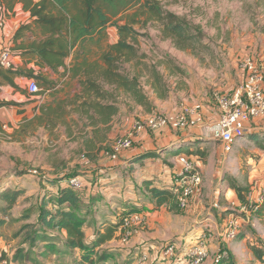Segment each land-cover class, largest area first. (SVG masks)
I'll return each mask as SVG.
<instances>
[{"label": "rangeland", "instance_id": "obj_1", "mask_svg": "<svg viewBox=\"0 0 264 264\" xmlns=\"http://www.w3.org/2000/svg\"><path fill=\"white\" fill-rule=\"evenodd\" d=\"M170 1L166 2V8L178 15L185 16L187 22L192 25L197 37L194 39L193 46L188 49L177 48L171 39L162 36L157 21H149L144 24L145 16H143L140 22L133 25L138 32L136 46L139 55H142L141 64L138 59H133L125 63L124 67L131 74H139L140 81L143 83L147 77L145 76L147 74L146 64L157 65L158 70L164 74L170 89V96L167 99H158L151 87L145 85V90L155 104L153 113L188 116L189 109L199 106L202 115L199 122L203 123L205 122L203 109L210 107L214 108L210 122H214L219 119L217 94L231 93L245 81L246 73L240 66L242 60L248 57L254 59L264 74V0H189L186 2L179 0L177 3ZM125 22L126 20L121 21V23ZM119 39L118 29L112 26V44ZM90 47L92 52L98 53L97 49L101 51V46L98 44L91 43ZM125 106L128 111H131L133 105L123 100L121 103L123 111H125ZM141 116L143 115L135 117L134 126L138 121H146V118ZM214 116L217 118L214 119ZM199 122L194 126L201 124ZM259 123L262 125L264 121ZM117 124L116 129L112 130V139L103 145L106 148L104 158L112 161L121 160L125 152L133 147L137 137V134L134 133V126L125 134L121 126L122 123L117 122ZM167 128L174 131L188 127L174 128L170 126ZM130 134L135 135L132 145L129 148L116 151L115 141L119 137ZM255 134L253 135L252 132V135H248L246 132L241 140L236 137L234 149L228 153L224 148V142L215 137V132L212 131L211 135L214 139H212V149L209 151V153L212 152V157H210V166L206 169V173L201 170L202 168L198 166L197 162L193 161L195 169L201 176V183L196 187V193L191 194L187 206L181 205L179 198L175 209H172V204L166 205V214L158 215V219L155 221L148 219L151 214L146 215L150 211L145 208L142 198L134 204L129 200V197L125 196L127 190L125 180L126 176H130L129 172L121 171L119 177L112 178L110 170L112 166L98 164L97 160L81 154L76 155L77 162L73 165L65 160L62 164H56L50 171L46 165L31 164L30 161L38 159L39 153H41V149H37L38 144L32 142H30V146H26L28 150L24 154L17 155L9 149L5 155H1L0 161L4 165L1 166L4 170L14 167L24 168L29 174L39 178L52 177V174L63 175L68 170L73 171L74 169L82 171L79 178L87 185L83 189L87 203L82 205V210L83 212L90 211L86 214L87 223L84 226L89 239L95 238L104 223L110 220L117 221L120 217L118 214L123 211V205L129 210L133 208L123 217L113 239L103 245V250L108 249L111 253V258L106 264H210L211 260L212 264H220L217 262V258L221 255L224 256L222 264H264V261H259L256 257L252 249L253 245L250 244L252 243L264 251V201L256 207L254 205L255 198L252 196V189L256 185L255 180L262 181L263 179L260 174V164L264 165V160L261 162L262 158L264 159V153L257 151L256 147L260 143V147L264 150V130L256 136ZM51 146L55 147L56 145ZM115 153L116 156H113ZM207 154L206 152L205 157ZM71 157L72 155H70ZM197 160H199L198 157ZM95 164L97 165L95 166ZM119 166L122 170L125 164L120 163ZM121 176V182L117 184V187L121 185V190H124L118 200H113L112 191L116 190L113 183L119 181ZM221 182H224L225 185L235 183L245 189L248 188L245 192L246 201H242L236 191L232 196L230 195V198L228 196L226 198V194L222 192L221 196L217 195L220 194L218 186L221 185ZM14 183H17V180H14ZM209 184H213L211 190ZM138 190H136V194H138ZM142 192L138 195L142 196ZM92 197L95 198L93 202H91ZM217 197L220 200H216ZM196 198L202 200L200 208L203 210L200 212L198 208L195 216H206V212L215 214L218 217V225L214 232L204 233L203 240H197L196 243L191 244V250L186 252L188 245L186 243L184 246L180 245L177 242V235L184 234L191 223L187 212L191 209L192 200ZM222 201L231 202L226 206L220 204ZM34 202L25 201L24 204L23 202L18 204L14 208L12 217L5 218L8 224L0 228V237L2 238L0 256L2 252L6 251L9 257H13L14 250L16 251L15 247L20 246L30 252L32 257L42 261V264H73L71 257L73 253L63 243H57L58 250L50 253L47 258V254L46 256L40 254L45 249L43 246L35 248L32 244L26 243L25 235L20 234L22 228L27 223H32L37 215V211L33 207ZM30 213L31 216L28 218L27 215ZM233 222L238 224L239 229L236 242L240 241V235L242 237L248 235V246L237 244L235 250L229 251L223 245L228 242L225 236ZM148 226L149 228H146ZM217 232L219 233L217 234ZM53 233L58 235L57 231ZM54 239L56 240V238ZM212 239L215 241L219 239L222 242L218 248L215 246L217 248L215 251L210 249ZM148 243H151L152 246L149 247ZM201 243V247L204 246L202 248L205 251V256L198 262L193 258L192 252ZM168 247L171 249L169 252L167 251ZM73 252L76 257H80L81 250L77 249ZM12 264L24 263L12 262ZM27 264H32V262H27Z\"/></svg>", "mask_w": 264, "mask_h": 264}, {"label": "crops", "instance_id": "obj_2", "mask_svg": "<svg viewBox=\"0 0 264 264\" xmlns=\"http://www.w3.org/2000/svg\"><path fill=\"white\" fill-rule=\"evenodd\" d=\"M34 21L35 17L32 16L31 11L25 9L21 2L17 3L13 9L3 7L2 13H0V55L4 49L11 50L13 60V67L11 68L0 66V160L1 155H5L9 149L17 155L24 154L28 150L26 146H30L29 144L32 142L38 144L37 149H41V153H39L38 159L30 161L31 164L46 165V168L52 171L56 164H62L63 161L68 160V163L73 165L77 162L76 155L91 152L95 156V160L99 162L98 164L112 166L110 169L112 178L119 177L121 171L129 172L130 176H126L125 180L127 189L125 196L129 197V200L134 204L142 198L145 208L150 211L146 215L151 214L148 219L155 221L158 219V215L166 214V205L160 209H153L154 200L147 191L145 183L151 181L150 187L160 189H173L179 185V175L184 168L179 157L185 154L192 161L197 162L198 166L202 168L200 169L206 173V169L210 166V157H212V152L209 153L212 149V139H214L211 132L217 129L219 121L214 116L216 120L210 122L214 108L203 109L205 122L197 126H188L187 129L174 131L170 128L162 130L145 129L137 134L133 147L125 152L121 160L112 161L104 158L105 156L99 151V148L109 139H112V130L116 129L117 122L122 123L123 132L127 134L133 128L136 116L141 114L143 115L142 118H146L154 111L149 113L142 106L132 104L131 111H128L125 106V111L120 109L119 114L106 125L99 122V116L94 113L93 109L88 110L85 103L86 101L100 100V98H96L95 94L87 89L88 76L83 71L78 72L77 67H80L85 61L88 63L98 61L100 65H104L101 59V51L97 49L98 53L92 52L79 56L77 46L66 59L64 66L53 68L41 64L38 55L30 47L34 41L41 38L38 26L34 24ZM30 24H32L31 30L27 28L22 30V26ZM106 34L104 44H112V25L106 28ZM98 38L99 36L96 35L95 40L97 41ZM32 80L36 81L41 89L37 94L31 93L28 88L29 82ZM106 88L112 89L110 84H106ZM261 121H264V118H252L248 121L246 124L247 134L252 135L253 132L254 135V133L258 134L264 130V123L262 125L259 123ZM108 127H110V131L104 133V137L103 132ZM53 144L56 146L52 147ZM256 149L260 153H264L260 146H257ZM198 150L208 154L201 160ZM149 153H155L156 156L145 157ZM70 155H72L71 158ZM263 160L262 158L261 162ZM120 163L125 164L122 170L119 166ZM1 166L4 165L0 161V192L8 188L13 190L25 189L24 194L19 197L17 205L22 202L24 204L25 201L30 203L35 201L34 207L40 198L45 195L49 197L53 191L58 189V184L44 182L39 177L29 174L24 168L14 167L10 170L8 168L4 170ZM260 166V174L264 179V165L260 164ZM54 176L62 175L52 174L49 179H54ZM121 179L122 176L119 181L113 183L116 186V190L112 191L113 200H118L119 195L123 193L124 189L121 190V185L117 187ZM263 179L262 181H264ZM14 180H17V183H14ZM258 182L260 180H255L256 185L252 189V196L255 199L260 194ZM60 184L67 185L68 181L62 180ZM209 185L211 190L213 184ZM218 188H220V190L218 189L220 194H216L221 196L222 193H225L226 198L227 196L230 198V195L232 196L235 192L231 184L225 185L224 182H221ZM137 189H139L138 194L144 190L142 196L136 194ZM218 199L217 197L216 200ZM201 202L202 200L197 198L192 200L191 211L187 212L191 223L184 234L177 235V242L180 245L184 246V243L188 245L186 252L191 250V244L196 243L197 240H203L204 233L214 232L216 225H218V217L215 214L206 212V216H195L198 208L200 212L203 210L200 208ZM229 202L222 201L220 204L227 206ZM14 210L9 216L12 217ZM34 210L37 211V215L33 223H36L39 211L35 208ZM6 224L8 221L0 228ZM247 238H249L248 235L244 237L240 235V241H228L223 246L229 251H233L237 244L248 246ZM1 239L0 237V241ZM221 243L219 239L216 241L212 239L210 249L215 251L221 246ZM148 246L151 247L152 244L148 243ZM210 264H212V260Z\"/></svg>", "mask_w": 264, "mask_h": 264}, {"label": "trees", "instance_id": "obj_3", "mask_svg": "<svg viewBox=\"0 0 264 264\" xmlns=\"http://www.w3.org/2000/svg\"><path fill=\"white\" fill-rule=\"evenodd\" d=\"M178 1L171 0L170 2L177 3ZM19 2L23 3L24 8L30 10L32 16L35 17L34 24L38 26L41 38L34 41L30 47L38 55L41 64L53 68L64 66L66 59L77 46L78 55L81 56L92 53L91 43L101 45V59L104 65H100L98 61L94 63L85 61L77 67V71H83L88 76L87 89L93 92L96 98H100V100L91 102L86 101L85 105L88 106V110L93 109L94 113L99 116L98 121L105 125L119 114L123 100L142 106L149 113L154 111V101L145 90V85L150 86L160 100L170 96L169 85L157 65H145L147 73L145 83L140 81L139 74H131L124 67L125 63L133 59H138L141 64L142 55H139L136 46L138 32L133 26L140 22L141 17L145 16L144 24L157 21L162 36L171 39L179 49L192 47L194 39H197L186 17L166 8L168 0H0V13L3 7L13 9ZM122 20L126 22L121 23ZM111 25L118 29L120 39L116 43L105 45L106 28ZM31 26L32 24L22 26V30L30 29ZM195 28L198 29V27ZM95 34L99 36L97 41ZM106 84H110L112 89H107ZM108 131L110 127L103 132L104 137ZM258 146L261 144L259 143ZM99 151L105 154L106 148L102 146ZM198 152L200 158L203 159L205 152L199 150ZM92 154L87 152L83 156L95 159ZM147 156H156V154L149 153L145 157ZM80 175L82 171L74 169L54 179L41 177L40 180L44 182L58 184V189L53 191L51 196L46 197L45 195L39 199L34 205V208L39 211L37 222L27 223L20 234L25 235L23 238L27 239L26 243L32 244L35 248L43 246L45 249L40 254L42 256L47 254V258L50 253L58 250L56 245L61 241L73 253L71 254L73 264H106L111 258V253L108 249L103 250V245L113 239L123 217L133 208L129 210L123 205V211L118 214L120 217L117 221L110 220L106 223L104 221L95 238L89 239L84 226L87 223L86 214L90 211L83 212L82 210V205L87 203L85 190H83L87 185L83 183L80 189H76L70 184H60L62 180L69 181ZM151 184V181L145 183L147 191L154 200L153 209H160L163 205L170 204H172V209H175L181 194L179 186L173 189H160L150 187ZM231 187L242 201H246L244 192L248 188L245 189L235 183L231 184ZM24 192L25 189L9 188L0 192V226L5 224V216L11 214ZM93 201H95L94 197L91 198V202ZM30 216L31 213L27 215L28 218ZM56 231L58 235L53 233ZM77 249L81 250L80 257H76L73 252ZM252 249L256 257L264 261L263 249L255 245ZM14 252L13 257H9L4 251L0 259H7L9 264L12 262L42 264V261L32 257L30 252L25 251L23 247H16Z\"/></svg>", "mask_w": 264, "mask_h": 264}, {"label": "built area", "instance_id": "obj_4", "mask_svg": "<svg viewBox=\"0 0 264 264\" xmlns=\"http://www.w3.org/2000/svg\"><path fill=\"white\" fill-rule=\"evenodd\" d=\"M1 67H12L13 60L11 50L4 49L0 55ZM241 69L246 73L245 81L241 86L234 89L231 93H218V109L219 121L217 129L214 130L215 137L224 142V148L228 153L234 149L236 137L243 139L246 134V124L252 118H264V74L256 61L250 57L245 58L240 63ZM28 88L31 93L40 92V87L36 81L29 82ZM199 106L189 109L186 115H163L153 113L146 117V121H138L134 126V133L151 128L152 130H160L167 127L182 128L194 126L201 120ZM201 123V122H199ZM135 135L119 137L114 143V148L119 151L122 148H129L132 145ZM116 156V153L113 155ZM180 162L183 164V172L179 175L178 186L183 189L180 194L179 202L183 206H187L188 199L191 194L196 193V187L201 183V176L195 169L193 161L187 155L180 156ZM69 184L76 189H80L83 181L79 177H73L69 180ZM260 194L255 199V206L264 201V181L258 182ZM254 206V208H255ZM239 223L238 221H234ZM233 222V223H234ZM231 224L225 238L228 241H234L238 237V224ZM200 246L192 252L193 258L198 262L205 256V251ZM171 249L168 247L167 251ZM224 256L217 258V262L222 264ZM0 264H9L7 259H0Z\"/></svg>", "mask_w": 264, "mask_h": 264}]
</instances>
